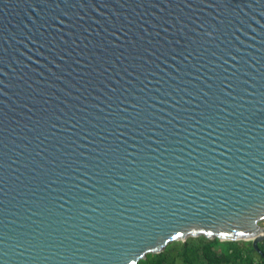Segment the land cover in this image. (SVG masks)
I'll use <instances>...</instances> for the list:
<instances>
[{
	"label": "water",
	"instance_id": "obj_1",
	"mask_svg": "<svg viewBox=\"0 0 264 264\" xmlns=\"http://www.w3.org/2000/svg\"><path fill=\"white\" fill-rule=\"evenodd\" d=\"M262 202L264 0H0V264L262 256Z\"/></svg>",
	"mask_w": 264,
	"mask_h": 264
},
{
	"label": "trees",
	"instance_id": "obj_2",
	"mask_svg": "<svg viewBox=\"0 0 264 264\" xmlns=\"http://www.w3.org/2000/svg\"><path fill=\"white\" fill-rule=\"evenodd\" d=\"M257 247L262 256L251 242L189 238L168 245L159 254L147 255L138 264H264V240Z\"/></svg>",
	"mask_w": 264,
	"mask_h": 264
},
{
	"label": "snow or ice",
	"instance_id": "obj_3",
	"mask_svg": "<svg viewBox=\"0 0 264 264\" xmlns=\"http://www.w3.org/2000/svg\"><path fill=\"white\" fill-rule=\"evenodd\" d=\"M231 149H229L230 151ZM131 187H135V185H132ZM226 202V201H224ZM246 206H250V202ZM253 210H264V202L258 205H252L251 206ZM171 208V205L164 206L163 208H160L158 210V214L155 217H150L149 219L151 220V227H142L140 225H133V227L136 229V231L133 233L134 239L131 241L132 244H135L137 241H141L144 239L145 235L147 234L148 230L150 228H155L160 226L161 219L164 217H172L177 214L178 211L177 209ZM186 208H191V206H186ZM142 250V249H141ZM130 255H131V249L126 251L123 254V259L124 261L127 262L130 260Z\"/></svg>",
	"mask_w": 264,
	"mask_h": 264
},
{
	"label": "rangeland",
	"instance_id": "obj_4",
	"mask_svg": "<svg viewBox=\"0 0 264 264\" xmlns=\"http://www.w3.org/2000/svg\"><path fill=\"white\" fill-rule=\"evenodd\" d=\"M259 226H260V227H264V221H260V222H259ZM199 238H201V237H199ZM175 243H177V242H175ZM181 243H182V242H181Z\"/></svg>",
	"mask_w": 264,
	"mask_h": 264
}]
</instances>
